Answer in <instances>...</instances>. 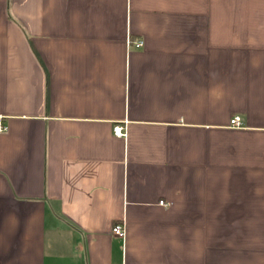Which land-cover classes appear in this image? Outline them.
Listing matches in <instances>:
<instances>
[{
	"label": "crops",
	"instance_id": "crops-1",
	"mask_svg": "<svg viewBox=\"0 0 264 264\" xmlns=\"http://www.w3.org/2000/svg\"><path fill=\"white\" fill-rule=\"evenodd\" d=\"M0 121V264H264V0H0Z\"/></svg>",
	"mask_w": 264,
	"mask_h": 264
},
{
	"label": "built area",
	"instance_id": "built-area-1",
	"mask_svg": "<svg viewBox=\"0 0 264 264\" xmlns=\"http://www.w3.org/2000/svg\"><path fill=\"white\" fill-rule=\"evenodd\" d=\"M134 46L135 47H141L143 45V41L142 40H136L133 42ZM230 124L233 126V127H240L241 126V122L239 120L238 117H233L231 120H230ZM7 130V126L4 125L1 121H0V132H4ZM113 132L116 136H125L126 133H125V128L124 126H121V125H116L114 126L113 128ZM160 205H163V206H167V203L164 202V201H160L159 202ZM112 233L115 235V236H118V237H121L123 238L125 236V229H124V226L123 224H115L112 228Z\"/></svg>",
	"mask_w": 264,
	"mask_h": 264
}]
</instances>
